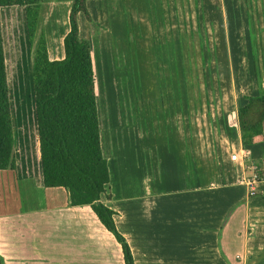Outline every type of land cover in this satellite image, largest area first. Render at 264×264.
Listing matches in <instances>:
<instances>
[{
  "label": "crops",
  "instance_id": "obj_1",
  "mask_svg": "<svg viewBox=\"0 0 264 264\" xmlns=\"http://www.w3.org/2000/svg\"><path fill=\"white\" fill-rule=\"evenodd\" d=\"M49 1L41 4L37 31L40 27L46 33L48 24L59 32V1ZM66 2L62 41L69 30L72 0ZM86 7L91 22L83 12L77 14L80 36L109 55L111 71L118 72L121 63L129 67L127 48L132 46L131 71L148 70L153 80L191 78L185 72L191 44L198 51L199 77L225 87L216 125L205 137V123L199 120L192 125L194 134L189 131L188 103L173 102L171 86L159 89V81L154 82L152 95L162 97H149L152 104L166 105L172 114L161 125L155 123L156 135L137 131L128 141L133 148L132 172L139 177L135 181L125 180L121 168L106 157L101 134L111 193L110 199H101L116 212L115 225L131 248L134 264H264V183L248 197L239 182L243 164L230 157L244 149L251 161L264 160V140L250 147L241 144L236 115L241 96L261 91L251 84L256 77L250 31L264 32V22L254 29L245 0H86ZM253 10L264 21V8ZM121 40L125 52L119 51ZM260 43L264 47V38ZM141 52L146 55L142 63ZM48 54L60 59L64 53L52 57L48 47ZM244 78L243 90L238 80ZM99 121L101 125L100 114ZM114 140L112 153L121 164V143L127 142ZM27 179L43 188V197L36 207L19 210L17 238L22 244L18 241L7 255L5 251L6 263L15 259L19 264H124L120 244L89 205L71 206L64 187H44Z\"/></svg>",
  "mask_w": 264,
  "mask_h": 264
},
{
  "label": "trees",
  "instance_id": "obj_2",
  "mask_svg": "<svg viewBox=\"0 0 264 264\" xmlns=\"http://www.w3.org/2000/svg\"><path fill=\"white\" fill-rule=\"evenodd\" d=\"M42 2L0 0V170L44 187H64L69 205H89L120 244L124 264H134L115 225L116 212L101 199L111 198L110 173L101 144L93 50L77 22L79 12L91 22L86 0H72L60 59L49 57L44 30L37 34ZM236 115L241 144L262 143L264 90L241 96Z\"/></svg>",
  "mask_w": 264,
  "mask_h": 264
},
{
  "label": "rangeland",
  "instance_id": "obj_3",
  "mask_svg": "<svg viewBox=\"0 0 264 264\" xmlns=\"http://www.w3.org/2000/svg\"><path fill=\"white\" fill-rule=\"evenodd\" d=\"M58 1L59 2L57 3V5L60 12L55 16V20L57 21V24H59L58 29H60L61 31V29H63L64 27L62 25H65L63 17L64 12L62 8L66 7L68 3L66 2L67 0ZM47 2L49 3L50 1L47 0ZM245 4L252 12L250 21L252 22L254 29L259 28L264 21H261V18L258 16V14L253 15V9H263L264 0H245ZM46 6H48V4ZM46 26L47 30L45 28V34L47 35L50 55L52 57H59L63 51L61 32H57L53 28H48V24ZM262 28H264V26H262ZM40 30V27H38L37 34ZM250 32L252 33V43L254 44V46L252 47V61L254 70L253 72L256 77V80H251V84H255V89H261L262 91V89L264 88V47L261 46V43L259 45V42H261L262 38H264V32L254 30L253 32ZM238 33L240 35V32ZM89 42L93 50L94 70L97 75V107L101 117L100 126L102 134V144L104 146L106 157H109L110 160L113 159L112 163L116 162V167L121 168L120 172L123 173V177L125 180L131 182L133 180L135 181L136 177L139 178L135 173L133 174L134 171L132 172V169L134 168L132 161L134 160V158L132 157L131 150L133 148L132 145L128 143V141H131V138H133L134 134H137V131L142 135L155 134L154 131L155 129H157L156 127H158L154 126L155 123L161 125L163 120H169L171 118L172 113L170 111V107L166 108V105H153L152 99L149 98H156L158 96H154L155 94L152 95L155 81L156 83L157 81H159V85L157 84V88L159 87V89L169 87V85L171 86V96L173 102L177 101L188 103V123L189 126H191L189 131L194 134L195 128H192V125L199 120L200 123H205V130H207V133H205V137L210 136V128L213 127V125H216L215 117L217 114H220L217 110L222 108V94L220 95V91L222 92L225 87L219 88L217 86V80H206L199 77V63L195 61V56L198 52L197 47H193V45L191 44L188 45L189 47L187 46L188 62L185 63V72L189 75L191 74V78L153 80V78L151 77L152 74H149L148 70H146V73H143L141 70L137 72L136 69H133V71H131L130 68L132 64V46H129L127 48L128 55L126 57H130V68L121 63L119 71L117 72L110 70L111 67L109 55L107 56V54L101 48L98 49L97 46H95V43H91L90 40ZM122 46L123 45L121 40L119 51L123 52L124 50L125 52V49L122 48ZM142 55L144 56L142 57ZM9 56L10 55L8 54V58ZM145 56L146 55L142 54L141 52L139 59L140 63L144 62ZM136 59L137 55H135V60ZM114 62L115 58L111 57L112 65H115ZM242 65L246 66L247 64L242 63ZM145 67H148V65ZM100 68L104 70V72L101 71ZM107 70L109 71L107 72ZM137 74L140 76L139 80H137ZM159 75L162 76L161 73ZM28 78L29 76L27 75V77L25 78L22 96L23 102L25 101L24 99L27 94ZM238 81H240L239 83L243 87V90L247 89L244 88L245 85L243 84V82L246 81V78ZM235 82H237V80H235ZM206 84L208 85V87ZM231 87L232 89H234L233 93H236L237 85L236 87L235 85ZM160 97L162 96H158V98ZM208 102L210 104V107L207 105ZM213 108L216 109L214 110ZM131 118H133V124L130 120ZM127 134H130V140L126 139ZM114 137L118 139L117 142H119V140L121 139L127 142L121 143L124 146V150L122 151L123 157L121 164L119 158L116 157V154L114 156V152L112 153V150L115 149V143L113 142L115 141ZM121 144H119L120 147ZM118 155L120 156L119 153ZM115 157L116 159L114 160ZM247 159H249L248 164L252 162L250 157ZM17 177L18 176L9 169L0 170V255L3 258L2 264H19L18 262H15V259H13L10 263H6L4 257L5 251H7V255L10 250H13L15 248L14 244H17L18 241L20 244H22V241L17 238L20 236L21 230V223H19L21 216L19 210L22 209L23 211H25L26 209L36 207L43 197V188L35 186L31 179H20V177ZM119 177L121 178L122 174L121 176H119V174H116V178L119 179ZM114 178L115 177L113 176L112 184L113 182H115ZM39 196H41V198H39ZM35 242L36 241H33L32 243Z\"/></svg>",
  "mask_w": 264,
  "mask_h": 264
},
{
  "label": "built area",
  "instance_id": "obj_4",
  "mask_svg": "<svg viewBox=\"0 0 264 264\" xmlns=\"http://www.w3.org/2000/svg\"><path fill=\"white\" fill-rule=\"evenodd\" d=\"M230 157L232 160L242 162L243 170L239 177V182L245 186L248 197L255 195L257 186L260 183H264V160L260 162L252 161L248 164V154L244 149L232 153Z\"/></svg>",
  "mask_w": 264,
  "mask_h": 264
}]
</instances>
